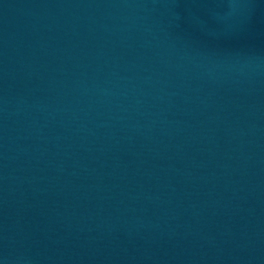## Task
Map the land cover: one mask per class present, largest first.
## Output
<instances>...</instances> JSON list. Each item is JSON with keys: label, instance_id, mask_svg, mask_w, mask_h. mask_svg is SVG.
Returning <instances> with one entry per match:
<instances>
[{"label": "water", "instance_id": "water-1", "mask_svg": "<svg viewBox=\"0 0 264 264\" xmlns=\"http://www.w3.org/2000/svg\"><path fill=\"white\" fill-rule=\"evenodd\" d=\"M0 264H264V0H0Z\"/></svg>", "mask_w": 264, "mask_h": 264}]
</instances>
